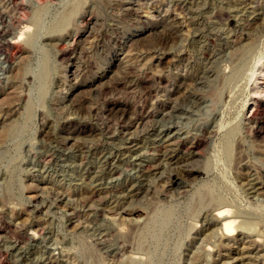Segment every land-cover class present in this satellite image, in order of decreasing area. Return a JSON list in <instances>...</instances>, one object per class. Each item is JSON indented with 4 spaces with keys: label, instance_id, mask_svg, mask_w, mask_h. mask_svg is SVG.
I'll use <instances>...</instances> for the list:
<instances>
[{
    "label": "rangeland",
    "instance_id": "1",
    "mask_svg": "<svg viewBox=\"0 0 264 264\" xmlns=\"http://www.w3.org/2000/svg\"><path fill=\"white\" fill-rule=\"evenodd\" d=\"M0 9V264H264V0Z\"/></svg>",
    "mask_w": 264,
    "mask_h": 264
},
{
    "label": "bare ground",
    "instance_id": "2",
    "mask_svg": "<svg viewBox=\"0 0 264 264\" xmlns=\"http://www.w3.org/2000/svg\"><path fill=\"white\" fill-rule=\"evenodd\" d=\"M41 1V0H40ZM28 2H29V0H28ZM13 3V2H12ZM17 3V2H16ZM22 4V3H21ZM4 7V6H3ZM3 7H2V9H3ZM16 7V6H15ZM6 8V7H5ZM5 8H4V13L6 12V10H5ZM189 9V8H188ZM1 10V9H0ZM3 11H2V14H3ZM17 11V10H16ZM135 11H137V10H135ZM1 12V11H0ZM252 12V11H251ZM8 13V12H7ZM12 13V12H11ZM10 13V14H11ZM6 14V13H5ZM12 15V14H11ZM17 15H18V13H17ZM5 16V15H4ZM3 16V17H4ZM10 16V15H9ZM14 15H12L11 17H10V19H12V17H13ZM21 16V15H20ZM1 17V16H0ZM6 17H7V15H6ZM24 17V16H23ZM22 17V18H23ZM20 18V17H19ZM27 18V17H26ZM7 19V18H6ZM5 19V20H6ZM10 19H9V21H10ZM18 20H21V19H18ZM25 20V19H24ZM29 21V20H28ZM1 22V21H0ZM6 22V21H5ZM7 23V22H6ZM9 23V22H8ZM7 23V24H8ZM18 23H20V22H18ZM23 23V22H22ZM10 24V23H9ZM3 25V24H2ZM20 25V24H19ZM18 25V26H19ZM1 26V25H0ZM4 26V25H3ZM28 26H29V24H28ZM5 27H7V26H5ZM2 28V27H1ZM4 28V27H3ZM28 27H27V25H24L23 26V29L25 30V29H27ZM7 29V28H6ZM1 30V29H0ZM21 30V29H20ZM28 30V29H27ZM7 31V30H6ZM9 31V30H8ZM15 32V31H14ZM19 32V31H18ZM25 32H26V30H25ZM28 32V31H27ZM8 33V32H7ZM6 33V34H7ZM22 34L24 33V31L23 32H21ZM20 33V34H21ZM29 33V32H28ZM1 34V33H0ZM19 34V35H20ZM5 35V34H4ZM17 35V34H16ZM24 35V34H23ZM145 35H147V34H145ZM8 36V35H7ZM1 37V36H0ZM3 37V36H2ZM1 37V38H2ZM18 37V36H17ZM20 37V36H19ZM143 37V36H142ZM0 38V39H1ZM6 38H8V37H6ZM5 38V39H6ZM16 38V37H15ZM22 38V37H21ZM25 38V37H24ZM3 40H4V38H3ZM7 40H9V39H7ZM19 40V39H18ZM17 40V41H18ZM24 40V39H23ZM12 40H10V42L9 43H16V39H15V41H12ZM25 41V40H24ZM3 43H5V42H3ZM17 44V43H16ZM1 45V44H0ZM7 45H8V43H7ZM9 45H11V44H9ZM12 46V45H11ZM5 47V46H4ZM20 47V46H19ZM22 47V46H21ZM11 49V48H10ZM5 51V50H4ZM13 51V50H12ZM0 52H2V51H0ZM7 52V51H6ZM9 52V51H8ZM7 52V53H8ZM11 53V52H10ZM19 53V52H18ZM18 53H17V55H18ZM5 55H7V54H5ZM14 55V54H13ZM8 56V55H7ZM4 58L6 57V56H3ZM159 57V56H158ZM17 58V57H16ZM159 59V58H158ZM15 60V59H14ZM17 61V60H16ZM122 61V60H121ZM14 63V62H13ZM13 63H12V65H13ZM158 64V63H157ZM207 66V65H206ZM6 67V66H5ZM111 72H112V70H111ZM203 72V71H202ZM259 73L262 75V77L264 76V65L260 68V70H259ZM2 76V75H1ZM6 76V75H5ZM200 76H201V74H200ZM134 78V77H133ZM176 78V77H175ZM144 79V78H143ZM1 81H2V79H0ZM263 80V79H262ZM122 81V78H115V80L113 81L114 82V85H118L120 82ZM136 82V81H135ZM195 82V81H194ZM201 81H199V83H200ZM257 82H259L258 80H257ZM140 83V82H139ZM262 84L261 85H259L257 88V90H259L260 92H262V91H264V82H261ZM109 84H107L106 86H108ZM113 85V86H114ZM161 85V84H160ZM157 88V87H156ZM167 88V87H166ZM170 88V87H169ZM5 89V88H4ZM99 89V88H98ZM256 89V88H255ZM13 90H15V89H13ZM175 90V89H174ZM146 91V90H145ZM257 92V91H256ZM13 93V92H12ZM195 93V92H194ZM15 94V93H14ZM16 95V94H15ZM147 95V94H146ZM151 95V94H150ZM201 97V96H200ZM173 98V97H172ZM186 98V97H185ZM198 99V98H197ZM255 99V100H254ZM253 100H254V103H258V102H262L263 104H264V96H256L255 98H254ZM14 101V100H13ZM193 101V100H192ZM16 102V101H15ZM195 102V101H194ZM13 103V102H12ZM195 103H197V102H195ZM253 103V104H254ZM14 104V103H13ZM172 105H173V103H172ZM259 105V104H258ZM2 106V105H1ZM10 106H11V104H10ZM177 106V105H176ZM126 107V105H125V103H123V102H119V101H115V102H112L111 104H109L108 105V107H107V113L109 112H111V111H113L115 108H122L123 110H124V108ZM174 107H175V105H174ZM1 108V107H0ZM143 108V107H142ZM141 108V109H142ZM2 109V108H1ZM18 110V109H17ZM105 110V109H104ZM119 110V109H118ZM126 110V109H125ZM12 111V110H11ZM255 111V110H254ZM123 112H125V111H123ZM122 112V113H123ZM129 112V111H128ZM127 112V113H128ZM250 112V111H249ZM1 113V112H0ZM11 113V112H10ZM113 113V112H112ZM118 113V112H117ZM257 113V112H256ZM2 114V113H1ZM8 115V114H7ZM117 115V114H116ZM252 115V114H251ZM160 116H162L161 114H160ZM256 116V115H255ZM6 117V116H5ZM106 117V116H105ZM109 117V116H108ZM107 117V118H108ZM116 117V116H115ZM169 117V116H168ZM106 118V119H107ZM141 118V117H140ZM3 119V118H2ZM10 120H12V119H10ZM148 120V119H147ZM156 120V119H155ZM160 120V119H159ZM257 120V119H256ZM3 121V120H2ZM126 121V120H125ZM138 121V120H137ZM142 121V120H141ZM145 121V120H144ZM158 121V120H157ZM162 121V120H161ZM7 122V121H6ZM151 122V121H150ZM145 123V122H144ZM149 123V122H148ZM155 124V123H154ZM157 124V123H156ZM162 124V123H161ZM145 125V124H144ZM143 126V125H142ZM146 126V125H145ZM166 126V125H165ZM147 128V127H146ZM135 130H136V128H134ZM140 129V128H139ZM138 129V130H139ZM133 130V129H132ZM143 130V129H142ZM131 131V130H130ZM137 132V131H136ZM158 132V131H157ZM156 132V133H157ZM155 133V134H156ZM130 134V133H129ZM141 134H142V132H141ZM122 135V134H121ZM136 135V134H135ZM146 136V135H145ZM69 137V136H68ZM125 137V136H124ZM133 137H135V136H133ZM147 137V136H146ZM185 138V137H184ZM121 139V138H120ZM175 139V138H174ZM143 140V139H142ZM176 141V140H175ZM198 142V141H197ZM170 143V142H169ZM136 144V143H135ZM76 145V144H75ZM166 145V144H165ZM136 146V145H135ZM139 146V145H138ZM161 146V145H160ZM159 146V147H160ZM167 146V145H166ZM169 146V145H168ZM187 146V145H186ZM75 147V146H74ZM85 147V146H84ZM116 147H118V146H116ZM143 147V146H142ZM154 147V146H153ZM134 148V147H133ZM165 149V148H164ZM94 150V149H93ZM158 150H159V148H158ZM171 150H173V149H171ZM88 151V150H87ZM138 151V150H137ZM189 151V150H188ZM187 151V152H188ZM103 152V151H102ZM141 152V151H140ZM152 152V151H151ZM183 152V151H182ZM195 152V151H194ZM193 152V153H194ZM79 153V152H78ZM101 153V152H100ZM108 153V152H107ZM165 153V152H164ZM92 154V153H91ZM94 154V153H93ZM115 154V153H114ZM138 154V153H137ZM144 154V153H143ZM154 154V153H153ZM160 154V153H159ZM170 154V153H169ZM117 155V154H116ZM155 155V154H154ZM85 156V155H84ZM93 156V155H92ZM100 156V155H99ZM108 156V155H107ZM121 156V155H120ZM126 156H127V154H126ZM165 156H168V155H165ZM80 157H81V155H80ZM104 158V157H103ZM180 158V157H179ZM122 159V158H121ZM124 159V158H123ZM122 159V160H123ZM163 159V158H162ZM174 159V158H173ZM119 160V159H118ZM83 161V160H82ZM113 161V160H112ZM124 161V160H123ZM179 161V160H178ZM191 161V160H190ZM193 161V160H192ZM241 161V160H240ZM170 162V161H169ZM98 163V162H97ZM107 163V162H106ZM138 163V162H137ZM186 163H187V161H186ZM192 163V162H191ZM44 164V163H43ZM136 164V163H135ZM101 165V164H100ZM120 165V164H119ZM165 165V164H164ZM174 165V164H173ZM183 165V164H182ZM94 166V165H93ZM97 166V165H96ZM126 166V165H125ZM124 166V167H125ZM152 166V165H151ZM155 166V165H154ZM172 166V165H171ZM180 166V165H179ZM191 166V165H190ZM137 167V166H136ZM153 167V166H152ZM182 167V166H181ZM186 167V166H185ZM184 167V168H185ZM197 167V166H196ZM247 167V166H246ZM159 168V167H158ZM175 168V167H174ZM187 168V167H186ZM87 169V168H86ZM143 169V168H142ZM149 169V168H148ZM147 169V170H148ZM165 169V168H164ZM179 169V168H178ZM99 170V169H98ZM168 170V169H167ZM173 170V169H172ZM177 170V169H176ZM248 170V169H247ZM101 171V170H100ZM144 171V170H143ZM149 172V171H148ZM166 172V171H165ZM174 172V171H173ZM247 172V171H246ZM102 173V172H101ZM199 173V172H198ZM198 173H197V175H198ZM245 173V172H244ZM250 173V172H249ZM90 174V173H89ZM140 174V173H139ZM156 174V173H155ZM193 174V173H192ZM246 174V173H245ZM92 175H93V173H92ZM94 175H95V173H94ZM110 175V174H109ZM157 175V174H156ZM177 174H175V176H176ZM243 175V174H242ZM249 175V174H248ZM247 175V176H248ZM136 176V175H135ZM143 176V175H142ZM162 176V175H161ZM253 176V175H252ZM252 176H250V177H252ZM257 176V175H256ZM255 176V177H256ZM156 177V176H155ZM158 177V176H157ZM90 178V177H89ZM259 178V177H258ZM103 179V178H102ZM144 179H145V177H144ZM255 179V178H254ZM260 179V178H259ZM96 180V179H95ZM100 180V179H99ZM168 180V179H167ZM247 180H249V178H247ZM258 180V179H257ZM251 180H249V182H250ZM253 181V180H252ZM251 181V182H252ZM254 181H256V179L254 180ZM261 181V180H260ZM247 182V181H246ZM249 182H248V185H249ZM97 183V182H96ZM245 183V182H244ZM257 183V182H256ZM261 183H262V181H261ZM99 184V183H98ZM92 185V184H91ZM90 185V186H91ZM132 185V184H131ZM134 185V184H133ZM147 185V184H146ZM169 185V184H168ZM250 185H252V183L250 184ZM249 185V186H250ZM257 185V184H256ZM131 187V186H130ZM245 187V186H244ZM253 187V186H252ZM103 188V187H102ZM147 188V187H146ZM255 188H256V186H255ZM254 188V189H255ZM65 189V188H64ZM109 189V188H108ZM128 189H129V187H128ZM183 189V188H182ZM86 190H87V188H86ZM127 190V189H126ZM140 190V189H139ZM245 190V189H244ZM253 190V189H252ZM90 191V190H89ZM98 191V190H97ZM145 191V190H144ZM147 191V190H146ZM259 191V190H258ZM59 192V191H58ZM177 192V191H176ZM111 193V192H110ZM63 194V193H62ZM65 194V193H64ZM76 194V193H75ZM121 194V193H120ZM91 195V194H90ZM98 195V194H97ZM124 195V194H123ZM129 195V194H128ZM178 195V194H177ZM252 195H254V194H252ZM104 196H106V195H104ZM127 195H125L124 197H126ZM87 197V196H86ZM102 197V196H101ZM117 197V196H116ZM139 197V196H138ZM99 198V197H98ZM65 199H67V198H65ZM83 199V198H82ZM103 199V198H102ZM132 199V198H131ZM81 200V199H80ZM75 201V200H74ZM94 202H95V200H93ZM92 200H91V203L93 202ZM97 201V200H96ZM65 202V201H64ZM68 202V201H67ZM75 202H77V200L75 201ZM66 203V202H65ZM89 203V202H88ZM96 203V202H95ZM106 203V202H105ZM129 204V203H128ZM220 204V203H219ZM110 205V204H109ZM83 206V205H82ZM85 206V205H84ZM89 206V205H88ZM91 206V205H90ZM89 206V207H90ZM94 206V205H93ZM101 207V206H100ZM67 208V207H66ZM84 208V207H83ZM86 208V207H85ZM94 208V207H93ZM96 209V208H95ZM103 209H105V207L103 208ZM131 209V208H130ZM214 209V208H213ZM101 210V209H100ZM115 210V209H114ZM230 210L231 209H229L227 206H221L220 205V207H217L216 208V215L218 214V217L217 216H215L216 217V219H218L219 220V218L222 220V235L223 236H229V233L228 232H230V231H232V232H234L235 230H236V228H237V226L239 225V224H237V223H239V222H237L236 223V217H235V215H234V213L233 214H231V212H230ZM97 211V210H96ZM206 211V210H205ZM95 212V211H94ZM93 212V213H94ZM111 212V211H110ZM118 212V211H117ZM116 213V212H115ZM207 213V212H206ZM94 214H96V213H94ZM117 214V213H116ZM130 214V213H129ZM93 215V214H92ZM90 216V215H89ZM112 216V215H111ZM213 217H214V214L212 215ZM97 217V216H96ZM104 217H106V216H104ZM112 218V217H111ZM93 219V218H92ZM113 219V218H112ZM205 219V218H204ZM215 219V218H214ZM203 220V219H202ZM15 223V222H14ZM17 223V222H16ZM20 223V222H19ZM240 223H244L243 221H241ZM246 223V222H245ZM250 223V222H249ZM4 224V223H3ZM214 224V223H213ZM242 225V224H241ZM247 225V224H246ZM248 225H250V224H248ZM247 225V226H248ZM256 225V224H255ZM7 226V225H6ZM14 226H16V225H14ZM243 226V225H242ZM241 226V227H242ZM239 227V226H238ZM245 228H246V226H244ZM18 228V227H17ZM16 228V229H17ZM41 228V227H40ZM250 228H251V225H250ZM14 229V231H15V228H13ZM12 229V230H13ZM20 229V228H19ZM43 229V228H42ZM244 229V228H243ZM243 229H239V230H243ZM4 230V229H3ZM200 230V229H199ZM205 230H206V228H205ZM245 230V229H244ZM260 230V229H259ZM262 230V229H261ZM17 232V231H16ZM20 232V231H19ZM239 232V231H238ZM237 232V233H238ZM246 232V231H245ZM261 233V232H260ZM3 234V233H2ZM242 234H243V231H242ZM246 234H247V232H246ZM5 236V235H4ZM12 236V235H11ZM247 236V235H246ZM6 238V237H5ZM5 238H4V240H5ZM9 238V237H8ZM105 238H106V236H105ZM209 238V237H208ZM1 239V238H0ZM12 239H13V237H12ZM218 239H220V238H218ZM235 239V238H234ZM11 240V239H10ZM101 240V239H100ZM204 240H205V238H204ZM208 240V239H207ZM7 241V240H6ZM14 241V240H13ZM17 241V240H16ZM32 241V240H31ZM1 242V241H0ZM101 242H102V240H101ZM104 242V241H103ZM10 243H12V242H10ZM42 243V242H41ZM40 243V244H41ZM99 243V242H98ZM207 243V242H206ZM4 244H5V242H4ZM31 244V243H30ZM45 244V243H44ZM12 245H14L13 243H12ZM19 245H21V244H19ZM221 245V244H220ZM225 245V244H224ZM5 246V245H4ZM8 246V245H7ZM47 246V245H46ZM127 246V245H126ZM3 247V246H2ZM23 247V246H22ZM43 247V246H42ZM9 248V247H8ZM39 248V247H38ZM45 248V247H44ZM3 249V248H2ZM43 249V248H42ZM216 249H217V247H216ZM16 250H19V249H16ZM39 250V249H38ZM51 251V250H50ZM33 252V251H32ZM113 252V251H112ZM195 252H197V251H195ZM119 253V252H118ZM41 254V253H40ZM122 254V253H121ZM120 254V255H121ZM197 254V253H196ZM4 255V254H3ZM46 255V254H45ZM53 255V254H52ZM35 256V255H34ZM39 256V255H38ZM123 256H125V255H123ZM194 256V255H193ZM40 257V256H39ZM42 257V256H41ZM48 257V256H47ZM55 257V256H54ZM120 257V256H119ZM129 257H131V255L129 256ZM133 257V256H132ZM197 257V256H196ZM36 258H38V257H36ZM45 258V257H44ZM48 258H50V257H48ZM47 258V259H48ZM111 258V257H110ZM116 258V257H115ZM136 258H138V257H136ZM34 259V258H33ZM43 259V258H42ZM46 259V258H45ZM46 259V260H47ZM54 259V258H53ZM52 259V260H53ZM118 259V258H117ZM120 259V258H119ZM131 259V258H130ZM133 259V258H132ZM196 259V258H195ZM36 260V259H35ZM34 260V261H35ZM8 261V260H7ZM33 261V260H32ZM112 261V260H111ZM134 261V260H133ZM2 262V261H1ZM26 262V261H25ZM44 262H46V261H44ZM117 262V261H116ZM5 264V263H4ZM49 264H54L51 260H50V262H49Z\"/></svg>",
    "mask_w": 264,
    "mask_h": 264
}]
</instances>
